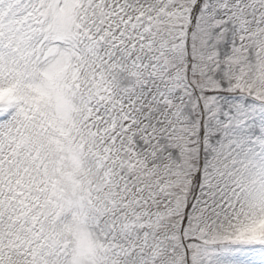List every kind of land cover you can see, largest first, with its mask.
<instances>
[{
	"label": "snow or ice",
	"instance_id": "obj_1",
	"mask_svg": "<svg viewBox=\"0 0 264 264\" xmlns=\"http://www.w3.org/2000/svg\"><path fill=\"white\" fill-rule=\"evenodd\" d=\"M0 264H264V0H0Z\"/></svg>",
	"mask_w": 264,
	"mask_h": 264
}]
</instances>
